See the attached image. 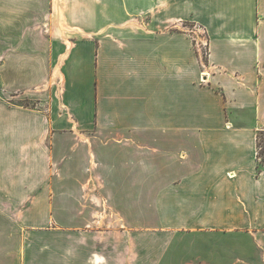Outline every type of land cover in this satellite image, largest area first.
<instances>
[{
  "label": "crops",
  "instance_id": "crops-1",
  "mask_svg": "<svg viewBox=\"0 0 264 264\" xmlns=\"http://www.w3.org/2000/svg\"><path fill=\"white\" fill-rule=\"evenodd\" d=\"M19 1L0 0V198L123 194L140 215L154 194L162 236L34 201L0 223V264H264V0H58L71 29L42 38ZM183 21L207 30L204 76Z\"/></svg>",
  "mask_w": 264,
  "mask_h": 264
},
{
  "label": "rangeland",
  "instance_id": "rangeland-1",
  "mask_svg": "<svg viewBox=\"0 0 264 264\" xmlns=\"http://www.w3.org/2000/svg\"><path fill=\"white\" fill-rule=\"evenodd\" d=\"M59 4L60 3L58 0H20L19 8L21 10L23 9L24 14V20L20 19L19 22L20 28L22 27L28 30V27L32 26L29 30L33 31L35 35H39L40 38L48 34L53 35L54 31H60L61 33H64L66 30L71 29L66 24H61L58 21V16L61 14L60 11L64 10V7L60 6ZM26 15H28V20L26 19ZM200 27L201 24L199 23L183 21L180 22L179 30L185 33L192 41L200 69L202 70V76L203 69L209 66L210 56L206 58L204 56L206 64L203 66L202 58L197 49V40L199 39L196 38L198 34H201L199 29ZM46 66L49 67V64L46 63ZM47 71L50 72L48 81L52 80L53 84H51L52 87L50 86L51 89L49 91L46 89L47 91L39 92L40 94H50V92L55 93L58 91V87L55 85V81H57V79L52 74L54 67L53 69L48 68ZM201 76V80L204 81ZM38 96L39 95H35L34 99H27L25 96H22L14 99V101L19 105L32 106L36 104L35 102L37 100L36 98H39ZM261 145L262 147L260 146L259 156L260 159H264V137ZM22 169L23 168H18L19 173L17 177L10 178V176H8L6 173V168H3V190H7L9 183H13L11 179L19 180L11 186L12 190L20 192L25 188L26 183L24 182V178L22 176L23 174L21 173ZM41 185L42 187L44 185L47 189L51 186L53 191L57 192L60 189L73 191L76 189L79 190V184L75 183L67 184L66 188H62V186L57 182L53 184L45 183ZM100 188L104 189L103 187ZM142 196L144 197L141 199V204L143 206L145 205L144 211L148 213H142L139 215L136 213L128 214V211L126 213L124 212V210H128L126 206H128L130 202L128 199L126 200L123 198V194H1L0 223L4 224L3 227H5L10 223L27 222L26 208L34 201L45 204L50 201L58 204L62 200L69 201L72 199L74 201L72 202L73 208L75 203L77 206L74 209V213L78 216V222L93 224L95 227L98 226L100 228L118 231L120 228H125L126 226H129L135 222L138 223V220L141 219V222H144L147 228L141 231V236L146 238L148 244H151L149 242L154 243V241H156V239H160L162 235L157 232L159 230L155 227L156 220L158 219L157 215L149 214V209L153 206L152 202L154 201V194H142ZM135 202H139V199H137ZM148 253L152 254L153 249L148 250Z\"/></svg>",
  "mask_w": 264,
  "mask_h": 264
},
{
  "label": "built area",
  "instance_id": "built-area-1",
  "mask_svg": "<svg viewBox=\"0 0 264 264\" xmlns=\"http://www.w3.org/2000/svg\"><path fill=\"white\" fill-rule=\"evenodd\" d=\"M199 29L201 34H198L196 37L197 39H199L197 40V49H198V53L202 58L203 66H205L206 63L204 60V56L205 58L210 56L209 36L207 30L203 26H201ZM202 75L204 76L205 72H203Z\"/></svg>",
  "mask_w": 264,
  "mask_h": 264
}]
</instances>
